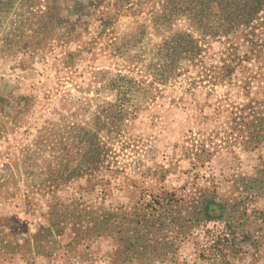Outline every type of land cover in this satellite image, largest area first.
<instances>
[{
    "label": "rangeland",
    "instance_id": "1",
    "mask_svg": "<svg viewBox=\"0 0 264 264\" xmlns=\"http://www.w3.org/2000/svg\"><path fill=\"white\" fill-rule=\"evenodd\" d=\"M78 1L92 3L79 21L71 0L53 11L0 0V264H143L115 254L114 225L101 224L109 236L89 227L98 208L148 212L155 200L173 225L122 233L169 234L146 264H264V187L253 184L264 141L245 146L231 129L261 96L257 81L228 67L222 40L201 63L159 72L164 40L190 30L184 18L154 28L165 0ZM91 135L98 168L65 180L86 169Z\"/></svg>",
    "mask_w": 264,
    "mask_h": 264
},
{
    "label": "trees",
    "instance_id": "2",
    "mask_svg": "<svg viewBox=\"0 0 264 264\" xmlns=\"http://www.w3.org/2000/svg\"><path fill=\"white\" fill-rule=\"evenodd\" d=\"M25 1L28 2V9L33 10V7L40 4L39 1L41 0ZM71 1L74 2L73 9L76 12L77 21L86 17L87 12H84V10L89 9L92 3L89 2L84 5L78 0ZM101 1L96 0V3ZM47 2L46 9L53 11L60 2L66 4L67 0H47ZM162 6V13L159 16L162 18L161 22H159L160 18L154 20L156 30H160L159 26L176 18L186 19L190 30L175 31V34L170 36L169 40H164L162 52L166 69L162 68L158 71L164 72L180 60L201 63L206 45L209 42L222 40L221 44L227 48L223 60L225 62L229 61L228 67L231 70L241 69V72L246 74L250 81H257V93H261L260 97L251 98L249 104H241L242 108L239 109L241 115L236 118L238 122H233L231 129L238 134L240 132L247 134L246 140L243 141L245 146L257 147L260 145L264 141V84L263 86L259 85V79L264 80V0H183L182 2L180 0H165V4ZM52 17H50V20H52ZM158 23H160L159 26H157ZM241 47L244 49L243 57L246 58L245 60H240L238 57L240 56L238 52ZM242 61L250 62L254 68L243 66ZM110 128L113 129L115 126H110ZM94 137L96 138V135H91L82 162L77 165L84 167V164L86 169L73 170L66 175H62L65 180L87 175L88 169L92 172L98 168L100 164V147L97 140H92ZM257 181L260 187H264V178L256 179L253 184H257ZM170 197L168 203H175L176 206L183 201V199L175 200L172 195ZM164 201L155 200L153 208L151 207L148 212L133 211L128 213L121 210V208L115 210L98 208L97 211L101 214L96 215V219L99 221L96 220L97 222H94L89 229L93 234L102 233L109 236L105 230H102L101 224L104 227L114 225L118 231L116 236L119 238L117 239L119 247L115 254L119 256L121 252L129 253L134 250L128 259L133 256L132 260L146 264V262H151L152 259H157L156 257L160 256L158 250L165 246L163 242L170 241L169 234L149 237L146 233L140 235V231H136L134 228L128 230L134 233V237H124L122 233L127 225H133V227L141 225L142 230H147V224H152L154 221L159 225L157 230L167 229L173 225L171 221L166 223L163 217L166 213H163L166 205ZM214 205L213 202H207L205 211H208L209 207H214ZM187 222L190 225L193 221L189 219ZM157 230L153 228L150 231L154 234ZM166 245L170 247L171 243ZM112 260H110V263L114 264L115 259Z\"/></svg>",
    "mask_w": 264,
    "mask_h": 264
}]
</instances>
